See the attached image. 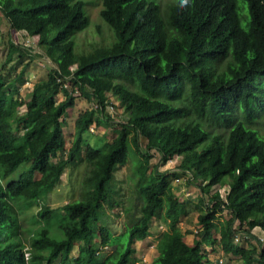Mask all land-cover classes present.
I'll return each mask as SVG.
<instances>
[{
	"label": "trees",
	"instance_id": "obj_1",
	"mask_svg": "<svg viewBox=\"0 0 264 264\" xmlns=\"http://www.w3.org/2000/svg\"><path fill=\"white\" fill-rule=\"evenodd\" d=\"M0 13L11 28L37 35L42 51L27 48L30 59L54 64L26 99H15V81L27 63L13 74L4 71L16 53L23 56L9 38L0 67V264H69L77 240L82 244L75 264H128L135 240L149 235L161 209L168 229L157 237L152 264H209L205 242L244 264H264V240L253 232L258 227L264 234V131L255 121L264 113V0H171L165 6L158 0H102L99 14L112 38L83 52L73 34L90 22L84 0H0ZM65 81L72 83L70 91L56 101ZM75 90L98 106L77 116L63 156V116L75 103ZM109 104L121 108L115 136L103 148L85 142L92 125L114 122ZM130 144L140 157V213L119 236L111 238L102 227L101 244L116 243L118 250L100 262L92 238ZM83 145L89 163L85 197L40 205L42 223L30 234L16 201L38 204ZM152 152L162 162L179 156L176 171L155 163L147 173ZM169 172L202 181L192 243L177 225L185 201L173 191ZM215 185L227 187L222 194L211 190ZM223 211L225 219L219 217ZM52 223L61 236L50 234ZM239 233L259 247L238 244Z\"/></svg>",
	"mask_w": 264,
	"mask_h": 264
},
{
	"label": "rangeland",
	"instance_id": "obj_2",
	"mask_svg": "<svg viewBox=\"0 0 264 264\" xmlns=\"http://www.w3.org/2000/svg\"><path fill=\"white\" fill-rule=\"evenodd\" d=\"M84 1L85 8L90 17V22L85 28L77 32V34H73L78 52L88 51L93 48L94 45L109 42L112 38L109 28L99 14L102 0ZM158 1L162 6H165L171 0ZM239 4L243 3L239 1ZM243 11L246 13V10L241 8V23L244 25L245 18L243 17ZM9 38H11L16 44L17 51L23 54V56H17L16 53L13 59L9 63H6L4 71H10L13 74L16 70L18 71V69L21 68L22 64L27 63L25 71L21 77L16 79L14 86V98L17 100H24L28 97V92L33 83L41 78H45L49 69V64L52 66L54 64H52L46 57H35L30 59L28 53H26L27 48L33 49L34 51H42L40 47L37 46V35H28L24 30H15L11 28L6 18L0 13V67L5 61ZM71 85L72 83L65 81L60 88L59 93L56 94L55 100L59 101L64 98V96L70 91ZM74 94L76 95L75 103L67 109L63 116L62 129L65 137V150L62 154L63 156L67 154V150L73 138L75 119L81 112L94 107L95 104L93 100H88L81 96L78 90H75ZM24 110V105L19 106V112H23ZM106 110L114 119V122L92 125L89 131L85 134V142L96 147L100 146L103 148L104 144L115 136L118 126L117 122L121 121L118 116L121 110L119 106L109 104L106 106ZM255 121L256 125L264 131V113L256 118ZM140 143L141 145H144L145 143V139L142 136L140 137ZM179 159V156H173L166 162H162L159 154L152 152V155L148 160L147 173L155 163L158 165L159 170H170V172L171 170L176 171ZM25 167L26 164H22L15 173H12L8 177V179L16 178L19 172ZM88 168L89 163L85 157L83 145L80 155L64 168L59 180L38 200V204L31 203L26 205L21 201H16L15 206L18 210V216L22 225L26 228V231H29L31 234L34 229L42 223L41 218L37 214L40 205L45 204L49 207H57L69 200L85 197L88 189V182L86 181ZM139 169L140 157L134 150L132 144H130L127 160L123 164L118 165L114 170V178L110 183L109 195L103 204L104 212L100 216V226L92 238L93 245L98 249V260L100 262L104 261L109 254L117 253L118 250L116 243L106 245L101 244V235L103 233L102 227H106L110 232V237L113 238L114 236L121 235L126 227L134 222L139 216L141 199L135 191V183L138 178ZM188 177L189 173L169 174V181L172 185L173 191L180 200L185 201L183 211L179 214L177 225L183 235L190 234V236L185 235L182 239L187 243H191L195 241V232L200 226L197 221V214L199 205L201 204L199 200V183L202 181L200 178L188 179ZM226 187V185L220 187L215 185L211 190L219 189L220 193L223 194ZM203 195L207 196L209 193ZM227 216L228 212L223 211L219 217L225 219ZM166 229H168V223L164 215V209H161L151 220L149 235L143 239H138V241L135 240L133 244L134 253L128 264H152L153 258L158 253L156 248L157 237ZM49 231L50 234L55 237L62 235V231L56 223L50 225ZM262 231L263 230L258 227L253 229V232L257 236L264 235ZM211 235L213 237H218L216 231H212ZM237 236L238 237L235 241H237L238 244L259 247L255 238H247L241 233ZM122 237L123 238L121 239L123 240L125 236L122 235ZM80 244H82V242L77 240L71 250L69 264H75L74 259L77 255ZM202 246L208 251L207 255L210 261L209 264H244L242 258L231 253H223L217 243L212 246L209 242H205ZM211 247H214L213 250Z\"/></svg>",
	"mask_w": 264,
	"mask_h": 264
},
{
	"label": "built area",
	"instance_id": "obj_3",
	"mask_svg": "<svg viewBox=\"0 0 264 264\" xmlns=\"http://www.w3.org/2000/svg\"><path fill=\"white\" fill-rule=\"evenodd\" d=\"M98 105L95 103L94 104V107H97ZM259 238L261 239V240H264V235H259ZM237 239V237H235V240Z\"/></svg>",
	"mask_w": 264,
	"mask_h": 264
},
{
	"label": "clouds",
	"instance_id": "obj_4",
	"mask_svg": "<svg viewBox=\"0 0 264 264\" xmlns=\"http://www.w3.org/2000/svg\"><path fill=\"white\" fill-rule=\"evenodd\" d=\"M188 0H182V4H187Z\"/></svg>",
	"mask_w": 264,
	"mask_h": 264
},
{
	"label": "crops",
	"instance_id": "obj_5",
	"mask_svg": "<svg viewBox=\"0 0 264 264\" xmlns=\"http://www.w3.org/2000/svg\"><path fill=\"white\" fill-rule=\"evenodd\" d=\"M185 235H188V236H190V234H184L182 237H185ZM187 238V237H186ZM188 238H190V237H188ZM138 241V240H137ZM140 241V240H139ZM192 243V242H191Z\"/></svg>",
	"mask_w": 264,
	"mask_h": 264
}]
</instances>
